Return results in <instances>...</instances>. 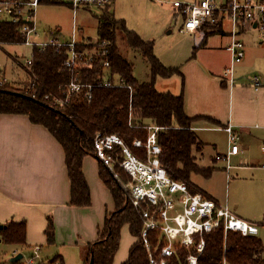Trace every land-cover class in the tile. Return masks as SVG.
<instances>
[{
    "label": "crops",
    "instance_id": "1",
    "mask_svg": "<svg viewBox=\"0 0 264 264\" xmlns=\"http://www.w3.org/2000/svg\"><path fill=\"white\" fill-rule=\"evenodd\" d=\"M44 5L54 4L46 2ZM229 22L228 18H224L217 27L207 26L204 33L184 32L195 39L194 51L177 63L164 59L159 52L157 37L138 35L145 41L154 42L155 55L162 59L166 67L180 71V74L170 78L159 77L156 88L175 95L183 93L185 112L195 118L191 128L204 144L203 150L195 153L199 166L213 170L209 177L221 173L228 185L234 184L236 189L242 190L240 186L252 180L248 187L264 193V183L255 182L258 175L264 176V54L260 53L264 51V41L241 39L247 47L246 56L241 63L234 64L233 55L227 49L234 39L233 26ZM160 27V23L152 26L147 34L158 31ZM179 30L183 33L181 27ZM249 30L255 29L242 26L240 34ZM217 32H221L222 37L218 40L219 45H214L211 36ZM168 33L172 34L173 30ZM19 46L23 45L6 46L7 51L0 52V62L12 82L20 78L28 79L27 71L21 70L11 59L18 53L17 50L15 53L8 50ZM211 51L216 55L206 59L204 54ZM230 68H233V82L226 74ZM255 76H259L263 83L259 90L252 85ZM173 82L179 83V86L169 87V83ZM160 86H168L169 89L161 90ZM229 123L242 136V151L232 157L233 168L227 169L225 162L222 168L225 172L214 166H201L199 160L205 157L207 145H213L217 152L211 157L212 162H221L216 160V156L229 151V136L225 129ZM102 165L94 155L85 157L83 172L91 191V205L73 206L70 203L71 181L63 146L46 127L33 124L29 116L0 114V225L6 229L12 222L26 223V244H9L14 248L10 259L17 255V249L29 251L41 246L42 264H85L89 247L98 240L107 216L116 209L113 196L100 177ZM191 182L207 196L227 204L240 218L256 224L258 234L251 236L260 238L264 244V233H261L264 229V195L258 200L261 202L259 211L252 212L240 207L239 203L234 202L231 206L228 194L224 195L209 182L205 188L192 179ZM49 221L55 227L53 244L48 243L46 235ZM0 242L4 241L0 238ZM134 242L135 239L126 248L121 242L114 264L126 261ZM10 259L5 261L6 264H20V261L12 263Z\"/></svg>",
    "mask_w": 264,
    "mask_h": 264
},
{
    "label": "trees",
    "instance_id": "2",
    "mask_svg": "<svg viewBox=\"0 0 264 264\" xmlns=\"http://www.w3.org/2000/svg\"><path fill=\"white\" fill-rule=\"evenodd\" d=\"M46 2L60 4L55 0H43L42 3ZM110 9L111 6L102 10L99 39L110 42L111 66L107 70L97 66L84 79L97 84L105 74H117L131 88L97 86L90 104L75 98L65 108L52 106L45 97L49 94L52 97L61 96L65 86L73 79V73L64 67L66 51L54 46H47L44 50L32 49L33 65L26 69L28 79L10 81L0 87V114L29 116L33 124L46 127L63 146L71 181L70 203L78 207L91 205V191L83 172V162L91 154L95 135L99 131L118 133L132 145L137 138L146 139V125L154 123L164 128L159 133L161 161L171 177L191 182L192 174L209 176L213 171L201 168L197 162L195 153L201 152L204 144L191 128L195 118L187 116L185 112L183 93L175 95L156 88L159 77L170 78L180 74V71L162 64L155 55L154 42L142 39L127 27L126 21L116 19ZM120 34L123 42L140 51L151 63L150 81L142 83L134 77L132 63L117 45ZM0 41L6 46L24 45L25 36L16 25L5 21L0 23ZM31 79L35 95L28 88ZM100 177L109 188L116 209L107 216L98 240L89 247L85 264H90L92 255L94 264H114L125 226L129 227L135 242L122 264H150L142 238L144 220L141 212L128 200L119 181L104 165L101 166ZM46 235L48 243L53 244L55 227L52 221H49ZM159 236L157 231L149 233L157 258L160 256L159 250H156ZM0 238L7 244H26V223H10L6 229L0 230ZM188 255L189 251L180 248L167 264H187ZM198 264H264V244L256 236H244L239 232H228L225 236L223 229H219L206 235V248Z\"/></svg>",
    "mask_w": 264,
    "mask_h": 264
},
{
    "label": "built area",
    "instance_id": "3",
    "mask_svg": "<svg viewBox=\"0 0 264 264\" xmlns=\"http://www.w3.org/2000/svg\"><path fill=\"white\" fill-rule=\"evenodd\" d=\"M55 1L67 4L75 13L79 9L92 8L102 11L113 3V0ZM42 2L43 0H0V23L10 21L16 25L18 31L25 36L24 45H30L32 49L44 50L47 46H54L66 51L64 67L73 73V79L65 86L61 96L52 97L49 94L45 97L46 101L54 107L65 108L75 98L90 104L97 86L131 88L117 74H105L98 79L97 84L84 79L97 66L104 70L111 66L108 40H77L75 33L73 37L66 38L61 31L45 34L44 39H40L36 12ZM173 6L184 17L181 31L186 33H204L207 26L217 27L224 18H228L233 26L234 39L227 49L233 55L234 64L241 63L246 56L245 45L238 37L242 26H250L259 31L264 40V0H184L175 1ZM4 46L0 41V52ZM16 63L20 65L19 61ZM26 65V68L32 67L31 57ZM226 74L233 82V68L228 69ZM252 81L255 90L262 87L259 76H255ZM9 82L0 62V87ZM32 82V79L29 80L28 88L35 95ZM146 128L147 138H137L132 145L118 133L99 131L95 135L91 155L114 174L128 200L141 212L144 220L142 238L150 264H167L169 258L176 255L180 248L189 251L187 264H198L206 248V235L219 229H223L225 235L228 232H239L244 236L258 234L256 224L237 216L227 204L207 196L192 182L171 177L161 161L159 133L164 128L154 123L147 124ZM225 129L230 149L226 154H218L216 160L225 162L227 169H231L232 157L242 151V136L232 123L227 124ZM117 169L128 176L127 183H123ZM150 231L160 234L156 246V250L160 252L158 258L149 239ZM41 251V246H35L29 251L16 250L15 254H23L20 264H42Z\"/></svg>",
    "mask_w": 264,
    "mask_h": 264
},
{
    "label": "rangeland",
    "instance_id": "4",
    "mask_svg": "<svg viewBox=\"0 0 264 264\" xmlns=\"http://www.w3.org/2000/svg\"><path fill=\"white\" fill-rule=\"evenodd\" d=\"M175 1L184 0H114L111 7L112 12L116 13L117 18L126 21L127 27L130 30L135 31L137 34L142 33L147 37H157L159 39V52L162 53L164 59L172 63H177L181 60V58L192 55V52L194 51L193 48L195 46V39L191 38V36L184 32H180L179 27H181L184 23V17L179 12L174 10L173 3ZM101 14L102 11L97 8L86 10L79 9L75 13L72 8L65 3L49 6L42 4L36 12V21L38 29L40 30V39H44L46 36L45 34L49 35L53 31H61L62 36L66 38L73 37V34L75 33L77 40L86 39L90 41H98L100 37L99 25L101 22ZM159 23L161 27L158 31H153L147 34L150 30H152V26H156ZM170 29L173 30L172 34L168 33ZM213 34L214 36H211V38H213L215 42L214 45H219L218 40L222 37V33L217 32ZM238 37L240 39L246 37L250 39H257L258 41L262 40L260 33L257 30L246 31ZM211 38L209 40H211ZM117 45L121 49L124 57L132 63L134 77L142 83L150 81L151 63L149 60L146 59L140 51L123 42L121 34L119 35ZM246 48L247 47H245V49ZM8 50H11V52L14 53L17 50L16 52L18 53L12 55L11 59L16 62L19 61L20 65L17 66L21 70L26 71V63L31 56L32 46L23 45L15 48H8ZM6 51L7 47L5 45L1 52ZM260 53L264 54V51L262 50ZM211 55L214 56L216 54L211 51L210 54H204V57L209 59ZM158 59L163 64L162 59ZM168 86L172 88L175 86L178 87L179 83L175 84L173 82L171 85L169 83ZM168 86H160L159 89L167 90L169 89ZM207 146L208 147L204 150L205 157H202L199 160L200 165L214 166L218 168V170L225 172L222 170L224 167L223 162H212L211 160V157H214L217 153L215 151V147L213 145ZM116 172L119 174L123 183L128 182L129 179L127 175L121 169H117ZM221 176V173H216L214 177L197 173L193 174L191 179L194 183H197L204 188L205 184L209 182L210 185L222 191L224 195L228 194L231 206H233V203L235 202L239 203L240 207H245L249 211H259V204L261 202L258 200L262 199L264 193L260 191L256 192L248 187L252 180L246 181V185H241L240 188H242V190H240L236 189L234 184L228 185L225 177ZM250 177L252 176L250 175ZM261 181L264 183V176L258 175L255 182L259 183ZM262 212H264V208ZM261 233H264V229H261ZM133 239L134 238L131 236L128 227L125 226L122 230V246L125 248L128 247L132 243ZM13 250V245L0 242V262L6 264L5 261L10 259L13 254Z\"/></svg>",
    "mask_w": 264,
    "mask_h": 264
},
{
    "label": "water",
    "instance_id": "5",
    "mask_svg": "<svg viewBox=\"0 0 264 264\" xmlns=\"http://www.w3.org/2000/svg\"><path fill=\"white\" fill-rule=\"evenodd\" d=\"M8 92H10V93H17V92H12V91H8ZM2 228H3V226L0 225V229H2ZM22 258H23V254L22 253H19L16 256H14L13 258H11L10 259V262H12V263L19 262ZM90 264H94V257H93V255H92Z\"/></svg>",
    "mask_w": 264,
    "mask_h": 264
}]
</instances>
